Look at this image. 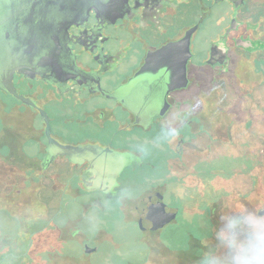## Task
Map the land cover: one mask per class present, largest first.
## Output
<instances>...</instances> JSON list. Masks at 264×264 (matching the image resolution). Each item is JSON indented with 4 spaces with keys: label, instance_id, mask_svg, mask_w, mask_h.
<instances>
[{
    "label": "flooded vegetation",
    "instance_id": "obj_1",
    "mask_svg": "<svg viewBox=\"0 0 264 264\" xmlns=\"http://www.w3.org/2000/svg\"><path fill=\"white\" fill-rule=\"evenodd\" d=\"M186 41L187 84L168 91L183 83ZM169 44L178 45L155 55ZM263 55L264 0H0V163L62 197L51 213H20L40 225L22 228L21 251L0 264H197L201 247L187 244L199 228L170 175L194 144L230 143L236 117L217 98H258ZM246 200L208 196V249L220 217ZM46 231L60 247L36 256Z\"/></svg>",
    "mask_w": 264,
    "mask_h": 264
},
{
    "label": "rangeland",
    "instance_id": "obj_2",
    "mask_svg": "<svg viewBox=\"0 0 264 264\" xmlns=\"http://www.w3.org/2000/svg\"><path fill=\"white\" fill-rule=\"evenodd\" d=\"M188 92L189 91L187 90L183 91V94L185 95ZM228 93L227 100H223V96L220 95L218 96L217 101L219 104H225L224 107L228 109L231 115L236 117V122L232 125L229 133L230 143L219 144L208 151L205 150L203 143L198 142L194 144L186 150L183 155L185 160L184 167L186 168L178 172L179 177H177L176 174L170 175L172 177V180L170 181L171 190L177 192L182 198L181 211L183 212V215L190 216L195 222H197V227L199 229L190 232L196 240L192 243V240L188 241V246H186L189 250L192 246L191 244H197V246H200L199 255L204 251H207V246L213 242V239H210L211 233L204 226L205 222H207L205 216H203V213H205L204 204L208 199V196L211 194H222L229 191H246L247 200L245 202L246 205L243 203V206L249 209L251 201L253 203L254 201H257L256 209L258 211L264 209V83H258V98L256 97L255 92L242 98H239L230 92ZM257 117L258 168L254 166L253 162L255 159L256 146V125L254 122ZM249 121L253 122L251 127L248 125ZM160 167L162 171L170 169L168 162L165 166ZM212 171H215L214 174ZM18 173L21 175L22 172L18 171ZM4 178L5 177L3 176L1 179L0 173V180H3ZM18 179L21 191L15 193L13 187L10 188L8 185L2 184L1 186L3 187L1 192H11V195H14L17 198V201H21L23 209L22 213H35L46 207L48 211H53L61 204V190L60 188H55L53 190V183H43L44 188L36 192L37 184L23 183L21 177ZM46 183L49 185H46ZM207 202H209L208 205L211 204L210 200ZM215 203L220 204V206L224 204L223 200L220 199H216ZM231 206L235 210L240 209L242 205L239 206L238 204H232ZM38 213H41V211ZM98 220L99 218L97 221ZM91 222L94 221L91 219L87 220L88 224ZM102 223H104V221H102ZM39 225L40 224L34 222L23 223L22 220L16 223L12 218L10 219L6 216L5 211H0V251L3 252L1 255L5 253L11 254L12 249H14L13 247L16 246L14 240L20 237L19 232H21L22 228L24 230L35 229ZM195 234L198 236H195ZM38 238L39 239L36 241H39V244L33 252L36 256H42V251L45 250V248L59 249L60 247L59 244L56 243L55 245L52 243L54 237L50 231L38 235ZM5 246L8 247L4 248ZM18 248L19 247H17V249ZM5 256L6 255H4V257ZM94 257L97 258V255ZM184 260L186 259L184 258ZM1 264H17V262L14 260L13 262L6 261ZM183 264L193 263L187 262Z\"/></svg>",
    "mask_w": 264,
    "mask_h": 264
},
{
    "label": "clouds",
    "instance_id": "obj_3",
    "mask_svg": "<svg viewBox=\"0 0 264 264\" xmlns=\"http://www.w3.org/2000/svg\"><path fill=\"white\" fill-rule=\"evenodd\" d=\"M214 245L198 264H264V211L244 206L220 217Z\"/></svg>",
    "mask_w": 264,
    "mask_h": 264
},
{
    "label": "crops",
    "instance_id": "obj_4",
    "mask_svg": "<svg viewBox=\"0 0 264 264\" xmlns=\"http://www.w3.org/2000/svg\"><path fill=\"white\" fill-rule=\"evenodd\" d=\"M0 167H1L0 168L1 179L3 176L5 177L3 180H0V211H5L9 214L15 215L16 220L14 222H16V223H18V221H20V220H22L23 223L29 222V221L22 219V216L20 215V213L23 212L21 201H17V198L14 195H11V192H9V193L1 192V189L3 187V186H1L2 184H6L10 188L13 187L14 188L13 190L15 193H17V191H21V188L19 187V184H18V182H19L18 178L19 177H21L23 179V183L32 184V183H28V181L25 177V171H26L25 167L18 166V165H15L13 167L5 166L2 163H0ZM18 171L22 172L21 175L18 173ZM9 196H11V197H9ZM46 209H47V207H46ZM51 212L52 211H48V213H51ZM0 233H1V231H0ZM7 247L8 246H5L4 248H7ZM13 248L14 249H12V250L21 251L20 248L17 249V245L14 246ZM2 253L3 252L0 251V255Z\"/></svg>",
    "mask_w": 264,
    "mask_h": 264
},
{
    "label": "water",
    "instance_id": "obj_5",
    "mask_svg": "<svg viewBox=\"0 0 264 264\" xmlns=\"http://www.w3.org/2000/svg\"><path fill=\"white\" fill-rule=\"evenodd\" d=\"M178 44H169V45H166L164 46L161 50L157 51L155 55H159L161 53H165V52H168L170 49L172 48H176ZM186 54L183 55V64H182V75H183V83H164L165 84V87H166V90H172V89H175V88H182V87H185L187 83H185L186 81V78H185V63H186V58L188 57L189 54L188 53V45H187V41L184 43V46H183ZM148 70V65H144L141 69H140V72H139V76L141 75H144ZM9 90L11 92H13L14 94H16L10 87H8ZM46 134L47 136L49 137V133H48V128L46 129ZM49 141L51 143H55L50 137H49ZM168 216L170 217V214H168ZM172 216V215H171Z\"/></svg>",
    "mask_w": 264,
    "mask_h": 264
}]
</instances>
